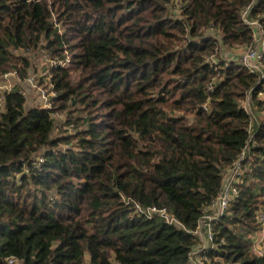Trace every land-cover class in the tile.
Wrapping results in <instances>:
<instances>
[{
  "label": "trees",
  "instance_id": "trees-1",
  "mask_svg": "<svg viewBox=\"0 0 264 264\" xmlns=\"http://www.w3.org/2000/svg\"><path fill=\"white\" fill-rule=\"evenodd\" d=\"M247 7L264 37V0H0V74L27 77L32 63L15 50L55 63L51 109L25 110L16 88L0 118V264H191V234L123 198L195 230L220 195L250 139L240 103L251 95L259 108L264 92V78L226 58L255 44ZM53 113L75 133L53 138ZM253 142L214 224L213 264H264L252 250L264 117Z\"/></svg>",
  "mask_w": 264,
  "mask_h": 264
},
{
  "label": "built area",
  "instance_id": "built-area-1",
  "mask_svg": "<svg viewBox=\"0 0 264 264\" xmlns=\"http://www.w3.org/2000/svg\"><path fill=\"white\" fill-rule=\"evenodd\" d=\"M250 12V7H247L243 10V19L244 22L251 26L254 33L255 44L254 46L246 49L241 57L238 59L235 57V54L229 57L230 54L227 55V59L230 61H236L240 66L245 67L251 73L259 74L262 78H264V37L261 25L257 22L250 21L248 19V15ZM228 52V50H224V53ZM16 55H21L25 57L31 56L32 53L24 52V51H14ZM232 54V53H231ZM45 58H49L48 54H45ZM210 64H215L216 59L210 58L208 60ZM55 64L51 61L50 67ZM67 63L64 62L63 65ZM33 70V69H32ZM49 72V70H48ZM19 76L17 70H12L9 72L1 73L0 74V118L3 114L6 113V98L7 96L12 93L16 88H19V92L23 95L25 99V110H30L32 108H41V109H51V98L55 96L54 92L52 93L45 92L35 85V81L30 79L31 73L28 77H26L23 81L28 82L31 86H33L42 100L40 101V105L32 106L30 108H26V104L28 103L27 94L23 91V89L19 86H14V80ZM50 82V77H48ZM257 99L261 103V107L264 108V92H260L257 96ZM245 102H247V106H245ZM241 108H243L247 113L252 115V120L248 126V133H249V142L247 146L244 148L243 152L239 156V158L234 161L227 169L223 172V186L220 195L212 201L207 207L203 210V215L198 222V225L195 230H189L187 227L178 220L172 213L165 207L160 208L157 206H151L148 208L142 207L135 201L131 199L123 198V202L127 206H131L134 210L135 215L145 217L146 219H154L159 218L163 220L167 225L172 226L176 230L185 231L188 234H191L195 239V244L189 253V262L191 264H213V260H211L209 256V250L213 249L214 246V224L218 221L221 217L227 214L232 202L236 199L239 195L238 186L242 182V178L247 170V167L244 166V161L247 158V155L254 145L253 142V135L258 124V119L254 114L253 111V104H252V96L249 95L246 100L240 103ZM52 118L55 120L56 129L60 130V125L58 124V120L62 119V122L65 123L66 126V114L61 113H53ZM68 127V126H67ZM75 133V131H74ZM73 135V134H71ZM42 161V160H40ZM258 220L261 224V230L257 232L252 239V250L258 254H264V211L259 212ZM215 263L224 264L222 260H214ZM8 264H19V261L14 258L8 259Z\"/></svg>",
  "mask_w": 264,
  "mask_h": 264
},
{
  "label": "rangeland",
  "instance_id": "rangeland-1",
  "mask_svg": "<svg viewBox=\"0 0 264 264\" xmlns=\"http://www.w3.org/2000/svg\"><path fill=\"white\" fill-rule=\"evenodd\" d=\"M241 50L240 48L231 51L233 54L237 55V58L239 59L243 53H239ZM233 54H230L229 57ZM32 63V69L28 72L27 77L31 73L30 79L35 81V85L40 88L45 92V90L49 93H52V89L50 88V82L48 79V70L51 65V59L50 58H45L44 52L38 51V53H33L31 56L28 57ZM14 86H19L21 85V88L23 91L27 94V100L28 103L26 104V108H30L32 106L40 105V101H42L35 88L31 86L28 82L23 81L19 76L14 80ZM45 89V90H44ZM245 106H247V102L244 103ZM253 104V111L255 116L257 117L258 121L261 120L262 117H264V108L259 107L256 108L255 106V101L252 100ZM58 124L60 125V130H55L54 133L52 134L53 138L60 137V136H65V135H71L74 134V129L72 127H67L65 126V123L62 122V119H59ZM65 149V147H62Z\"/></svg>",
  "mask_w": 264,
  "mask_h": 264
}]
</instances>
